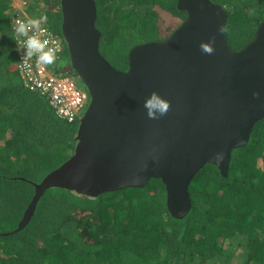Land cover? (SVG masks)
<instances>
[{
  "label": "trees",
  "instance_id": "trees-1",
  "mask_svg": "<svg viewBox=\"0 0 264 264\" xmlns=\"http://www.w3.org/2000/svg\"><path fill=\"white\" fill-rule=\"evenodd\" d=\"M21 1L26 7L18 11L12 0H0V264H264V120L246 147L232 151L226 176L213 164L195 176L185 218L169 213L160 179L97 197L52 187L29 223L12 233L35 185L73 155L79 127L59 118L19 70L16 15L44 17L42 27L63 37L61 0ZM211 1L229 12L231 47L246 46L264 21V0ZM95 3L100 53L121 71L128 69L131 48L173 34L160 36L164 13L177 21L174 31L187 17L178 0ZM49 68L57 76L75 75L67 48Z\"/></svg>",
  "mask_w": 264,
  "mask_h": 264
},
{
  "label": "water",
  "instance_id": "water-1",
  "mask_svg": "<svg viewBox=\"0 0 264 264\" xmlns=\"http://www.w3.org/2000/svg\"><path fill=\"white\" fill-rule=\"evenodd\" d=\"M178 8L187 17L173 34L131 48L128 69L121 71L100 53L95 0H61L71 69L90 102L73 155L35 185L12 233L29 223L52 187L97 197L160 179L169 213L182 219L192 209L189 187L206 164L228 174L232 151L246 147L264 120V21L236 50L228 42L225 6L178 0ZM154 93L169 108L150 117L147 104Z\"/></svg>",
  "mask_w": 264,
  "mask_h": 264
},
{
  "label": "built area",
  "instance_id": "built-area-1",
  "mask_svg": "<svg viewBox=\"0 0 264 264\" xmlns=\"http://www.w3.org/2000/svg\"><path fill=\"white\" fill-rule=\"evenodd\" d=\"M17 19L24 20L18 14L16 15V20L13 25L14 31ZM42 26L43 25L40 24V28L43 29V31H37L35 29L33 31L36 32L41 40H48L49 43L46 47H53L56 49L57 61L65 50L64 40ZM32 34L33 32H29V35ZM16 37L19 42L20 52L22 53L19 70L22 78H25L29 83V89L46 96L50 106L59 118L67 122L79 123L90 102L88 92L77 85L71 74L54 75L49 68L52 64L37 65L36 56L26 57V51L24 49V40L26 37L17 33ZM54 70L55 68H53V71Z\"/></svg>",
  "mask_w": 264,
  "mask_h": 264
},
{
  "label": "clouds",
  "instance_id": "clouds-1",
  "mask_svg": "<svg viewBox=\"0 0 264 264\" xmlns=\"http://www.w3.org/2000/svg\"><path fill=\"white\" fill-rule=\"evenodd\" d=\"M42 19H45V18L41 17L39 19L33 18V19H28V20L17 19L15 31L17 34L26 37V39L24 40V45H25L24 49L26 51V57L36 56L37 65H41V64L50 65V64H53L57 59L56 49L53 47H46L49 43L48 40L46 39L41 40L36 34V32L33 31L34 29L37 31H43V29L40 28ZM29 32H33V34L29 35ZM61 38L64 40L63 37ZM64 43H65V50H66L67 44L65 40H64ZM201 47L204 49V51L211 52V49H209L206 44L202 45ZM65 50L63 54L65 53ZM59 60L60 58L57 61ZM72 72L74 71L72 70ZM75 76L77 75L75 74L73 76L74 79H75ZM147 107L149 108V116L151 117L155 115L156 111H159L161 114L166 113L169 108V104L168 102H166L165 100H163L161 97H159L158 95L154 93L152 98L148 101ZM217 159L218 160L222 159V153L217 154Z\"/></svg>",
  "mask_w": 264,
  "mask_h": 264
},
{
  "label": "rangeland",
  "instance_id": "rangeland-1",
  "mask_svg": "<svg viewBox=\"0 0 264 264\" xmlns=\"http://www.w3.org/2000/svg\"><path fill=\"white\" fill-rule=\"evenodd\" d=\"M12 6L18 10H24V8L26 7V5H23V1L21 0H12ZM177 25V21H175L173 18H171L170 16H168V14H163L162 15V20L159 22V33L161 37L167 36L169 34L173 33V27H175ZM75 80L78 84V86L83 90H84V85L81 84L79 78L77 76H75Z\"/></svg>",
  "mask_w": 264,
  "mask_h": 264
}]
</instances>
